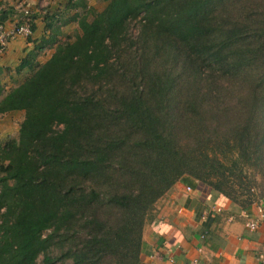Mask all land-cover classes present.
<instances>
[{"label":"trees","instance_id":"1","mask_svg":"<svg viewBox=\"0 0 264 264\" xmlns=\"http://www.w3.org/2000/svg\"><path fill=\"white\" fill-rule=\"evenodd\" d=\"M104 1L46 15L0 94L23 112L0 144V264H139L176 182L264 199V0Z\"/></svg>","mask_w":264,"mask_h":264},{"label":"crops","instance_id":"2","mask_svg":"<svg viewBox=\"0 0 264 264\" xmlns=\"http://www.w3.org/2000/svg\"><path fill=\"white\" fill-rule=\"evenodd\" d=\"M3 1L11 7H14L13 1L18 2ZM25 1L34 6L38 2ZM32 8L33 13L39 15L36 7ZM4 11L7 13L5 21L15 22L18 18V14ZM34 23L31 38L10 41L0 55L1 95L27 75V70L16 72L15 68L33 48V42L43 35V21L35 17ZM37 61L42 63L39 57ZM186 186L190 187V192L185 191ZM260 203L264 204V200ZM255 211L254 205L242 209L201 183L190 186L176 182L156 202L143 228L139 264H191L192 260H196L195 264H259L264 249V220L255 231L244 227L247 216L254 215ZM203 231L208 233L204 240L200 238Z\"/></svg>","mask_w":264,"mask_h":264},{"label":"rangeland","instance_id":"3","mask_svg":"<svg viewBox=\"0 0 264 264\" xmlns=\"http://www.w3.org/2000/svg\"><path fill=\"white\" fill-rule=\"evenodd\" d=\"M69 0H38L36 2V6L34 5H28L25 0H18V2L13 1V6L11 7L7 1H0V9L8 10L9 13L11 14H18V9H15V2L16 5L20 4L23 7H26L30 12H31V20L32 24L34 25V20L35 17H39L40 21H43V18L47 15L49 16L52 12H58V13H65V19L66 18H71L74 15L77 14L78 17H80V14L84 13L85 10H95V11H100L104 5L105 1L104 0H84L85 1V9L84 8H73L68 3ZM32 6L37 9V13L39 15H35L33 13L34 9ZM66 6V9H65ZM6 22V23H5ZM4 24H11L13 23V20L5 21ZM137 22V21H136ZM132 22L130 25V32L132 34L136 33L137 30V23ZM44 25V23H43ZM62 32V38H68L72 39L73 36L79 32L77 28L76 21H70L67 22L65 26L61 28ZM33 35V31H32ZM32 35L29 37L31 38ZM24 41H27L25 38ZM50 50H45L39 57L40 62H43L50 54ZM7 80V79H5ZM23 118V112H13V113H5L0 115V144H2L4 141L8 139H17L18 136V127L19 123ZM264 199L260 200L263 201ZM259 201V202H260ZM257 202V203H259ZM264 264V249L261 252V256Z\"/></svg>","mask_w":264,"mask_h":264},{"label":"built area","instance_id":"4","mask_svg":"<svg viewBox=\"0 0 264 264\" xmlns=\"http://www.w3.org/2000/svg\"><path fill=\"white\" fill-rule=\"evenodd\" d=\"M18 9V18L15 22L11 24H0V55L4 52L7 44L16 39H28L32 35L31 25V12L26 8L21 6L20 4L15 8ZM185 191L190 192V187L186 186ZM255 207L254 215L247 216L244 227L249 231H255L258 229L260 224L264 220V204H256L253 203ZM216 211H220L219 208H216ZM207 232L203 231L200 234L201 239L207 238ZM196 260H192L191 264H195ZM259 264H263L262 257L259 256Z\"/></svg>","mask_w":264,"mask_h":264}]
</instances>
